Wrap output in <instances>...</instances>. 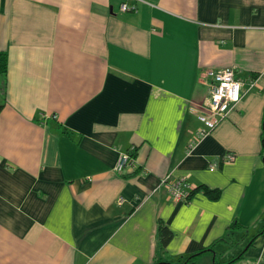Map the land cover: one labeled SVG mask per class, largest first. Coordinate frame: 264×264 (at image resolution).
Instances as JSON below:
<instances>
[{
  "label": "crops",
  "instance_id": "obj_1",
  "mask_svg": "<svg viewBox=\"0 0 264 264\" xmlns=\"http://www.w3.org/2000/svg\"><path fill=\"white\" fill-rule=\"evenodd\" d=\"M0 53V264H264V0H0ZM225 68L242 99L199 137Z\"/></svg>",
  "mask_w": 264,
  "mask_h": 264
},
{
  "label": "built area",
  "instance_id": "obj_2",
  "mask_svg": "<svg viewBox=\"0 0 264 264\" xmlns=\"http://www.w3.org/2000/svg\"><path fill=\"white\" fill-rule=\"evenodd\" d=\"M122 12L133 11L134 8L126 4L120 7ZM211 81L207 85L208 99L203 105L192 108L202 123L203 128L197 132V136L205 137L209 135L223 120H225L229 112L242 99V83L235 79L234 70L231 68L221 69L217 72L210 73ZM45 118V116H43ZM55 119V116L52 117ZM193 144V143H192ZM134 147L127 152L120 154L116 162L114 170L122 173L126 169L134 168ZM235 155L227 153L224 155L225 163H232ZM167 184V180L165 181ZM169 197L176 203H187L190 200L192 188L184 179L167 184ZM119 204L123 202L120 199Z\"/></svg>",
  "mask_w": 264,
  "mask_h": 264
},
{
  "label": "trees",
  "instance_id": "obj_3",
  "mask_svg": "<svg viewBox=\"0 0 264 264\" xmlns=\"http://www.w3.org/2000/svg\"><path fill=\"white\" fill-rule=\"evenodd\" d=\"M7 72V58L5 54H1L0 53V94L1 91L3 90L4 87V79H5V75ZM2 109V105L0 104V111ZM204 193L210 198V199H216L219 195V192L217 190L214 191H210L208 189L202 188ZM198 189H193L191 192V197L192 195L197 191ZM190 197V198H191ZM263 232V231H261ZM173 234L172 232H170V230L165 227V226H159L158 228V240H159V244L161 248H164L167 246V244L170 242V240L172 239ZM207 252V249L204 251H201L198 255ZM192 256L187 258L186 263L185 264H191L193 262V260L198 256Z\"/></svg>",
  "mask_w": 264,
  "mask_h": 264
},
{
  "label": "rangeland",
  "instance_id": "obj_4",
  "mask_svg": "<svg viewBox=\"0 0 264 264\" xmlns=\"http://www.w3.org/2000/svg\"><path fill=\"white\" fill-rule=\"evenodd\" d=\"M252 234V233H251ZM237 251H239V250H237ZM219 260H220V258H219ZM221 261V260H220Z\"/></svg>",
  "mask_w": 264,
  "mask_h": 264
}]
</instances>
